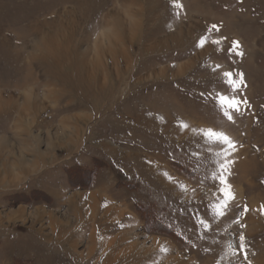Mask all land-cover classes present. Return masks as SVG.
Listing matches in <instances>:
<instances>
[{
	"label": "rangeland",
	"instance_id": "1",
	"mask_svg": "<svg viewBox=\"0 0 264 264\" xmlns=\"http://www.w3.org/2000/svg\"><path fill=\"white\" fill-rule=\"evenodd\" d=\"M0 97V264H264V0H0Z\"/></svg>",
	"mask_w": 264,
	"mask_h": 264
},
{
	"label": "snow or ice",
	"instance_id": "2",
	"mask_svg": "<svg viewBox=\"0 0 264 264\" xmlns=\"http://www.w3.org/2000/svg\"><path fill=\"white\" fill-rule=\"evenodd\" d=\"M212 28H213V30H217V26L216 25H213L212 26ZM214 43H220V41H214ZM200 46H203V41H201V45ZM239 48V42L238 41H234L233 42V48H231V49H229V51H233V50H235V49H238ZM239 55H243V53H239ZM217 67H219V65H217ZM224 76L225 77H232V73L231 72H225L224 73ZM241 82H242V78H241ZM228 83L229 84H232L233 83V80L232 79H229L228 80ZM225 98L224 97H221V100L223 101ZM239 103H240V101H233V102H231L230 104H229V107L230 108H233V109H235V110H239ZM244 103H246V101H244ZM225 114V116H227V118L229 119V120H232L233 119V117H232V115H230L228 112H225L224 113ZM185 127H187V125H185ZM206 135H209V136H215L218 140H220V141H222L224 144H226L227 145V148L229 149V150H234L235 149V145L232 143V141L230 140V138L227 136V135H224L223 133H215V132H212L211 130H209V132L208 133H206ZM229 163H231V161H229ZM225 167V165L224 164H221V168H224ZM221 183L222 184H226L227 183V181L226 180H224L223 178H221ZM222 191H223V189H222ZM228 195H229V197L231 198V199H235L234 198V196H232L231 195V192H230V190H229V192L227 193ZM221 215H223V213L221 214ZM240 240L241 241H243L244 240V237L243 236H241L240 237Z\"/></svg>",
	"mask_w": 264,
	"mask_h": 264
},
{
	"label": "bare ground",
	"instance_id": "3",
	"mask_svg": "<svg viewBox=\"0 0 264 264\" xmlns=\"http://www.w3.org/2000/svg\"><path fill=\"white\" fill-rule=\"evenodd\" d=\"M10 103V100H4L2 97H0V105H5L7 103ZM25 108V106H24ZM116 214L119 213V211L115 212Z\"/></svg>",
	"mask_w": 264,
	"mask_h": 264
}]
</instances>
